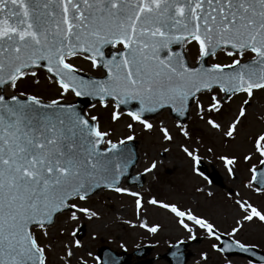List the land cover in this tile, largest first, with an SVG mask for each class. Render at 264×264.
<instances>
[{"label":"snow or ice","instance_id":"6c2138e0","mask_svg":"<svg viewBox=\"0 0 264 264\" xmlns=\"http://www.w3.org/2000/svg\"><path fill=\"white\" fill-rule=\"evenodd\" d=\"M221 56L230 62H219ZM78 61L97 75H86ZM41 73L54 98L17 91L21 84L39 88ZM258 93L264 94V0H0V264H50L57 237L65 239L52 264H88L93 254L82 251L78 231L84 221L100 219L89 202L102 192L131 198L136 222L123 223L150 236L161 225L142 216L149 207L162 211L187 234L170 245L177 251L207 239L221 256L254 255L258 246L238 237L247 225H264V207L230 193L236 217L230 230L221 231L190 206L155 195L145 199V190H132L129 179L154 177L159 167L151 159L132 176L138 131H157L168 145L163 151L171 150L173 132L164 120L152 122L163 113L187 142L176 148L202 175V143L186 123L191 112L223 144L244 135L241 156L216 158L233 179L243 163L242 187L264 195ZM80 99L108 110L112 125L123 120L126 133L114 139V129L103 127L98 115L78 109ZM237 100L221 123L217 118ZM251 120L261 125L255 132L248 131ZM208 261L201 251L196 264ZM256 264H264V256Z\"/></svg>","mask_w":264,"mask_h":264},{"label":"rangeland","instance_id":"374dc122","mask_svg":"<svg viewBox=\"0 0 264 264\" xmlns=\"http://www.w3.org/2000/svg\"><path fill=\"white\" fill-rule=\"evenodd\" d=\"M191 57V56H190ZM192 58V57H191ZM190 58V59H191ZM219 62L228 63L230 58L221 56ZM78 66L84 70V73L91 75H97L90 70L88 64L83 61H78ZM42 85L39 88L31 87L28 84H21L20 90L32 91L38 95H41L45 100L54 98L56 93L53 88L47 85L44 80L43 73H41ZM257 102L264 108V94H257ZM71 100L72 97H67ZM239 101L231 105V108H226L220 117L217 119L221 123H226L227 119L231 116L232 112L237 107ZM87 112L92 115H98L100 117L101 125L103 127L111 126L114 129V139L120 138L122 134L126 133L123 127L124 121L120 124L112 125L109 119V112L105 109H100L99 105L96 108H88ZM190 120L186 121L189 131L193 137H199L202 143L200 148L201 161L206 166L209 172L215 171L220 177L222 187L212 185L201 176H196L190 169V165L182 153L176 148L177 142H185L182 137H179L177 131L173 128V119L168 116L167 113H163L160 116H156L153 119L154 125H158L161 120H164L176 137V140L170 147L169 152H164L163 148L166 145L158 139V132L153 130L151 134L142 133L138 131L136 140V150L139 160L135 167V172H142L146 162L151 159H157L159 167L155 172L154 177L148 175L144 176V184L141 188L145 190V199L149 195H155L158 199H167L170 202H177L184 206H190L196 211L198 215H204L214 224L217 225L221 231L230 230L234 224V218L236 217V210L233 207L232 199H230V193L239 192L241 197L248 199L258 207H264V195L258 196L256 193L251 192L248 189L242 187V182L246 181L247 173L246 168L241 165L236 170V178L229 177L226 170L223 168L222 163L216 158L223 154H236L238 157L242 155L247 147L244 135H238L237 140L223 144L218 134H211L207 130L206 126L198 121L193 113H189ZM261 125L255 120H251L248 131L255 132ZM187 143V142H185ZM212 148L210 153L208 148ZM199 187L201 192H196L195 189ZM141 188L132 187V190H140ZM208 193H211L209 196ZM89 206L93 207L100 214V219L92 222L84 221L81 228L83 230L80 238L84 245L82 251L91 252V257H86L88 264H96L98 261V250L101 247H107L110 250L117 253L119 257L123 253L127 255L132 253L139 247H150L151 251L148 256L137 259L135 257L128 258L127 264H139L146 263L147 260L153 258L155 255H162L166 252L170 244L175 243L177 239H184L187 234L175 225L173 221L166 216L162 211L153 210L149 207L147 213L142 218L151 225L158 223L161 225V231L155 236L148 235L143 229L130 228L124 224L125 219L136 222L133 205L131 198L117 197L115 194L102 192L98 196L93 197L89 202ZM63 219V218H61ZM59 226V222H58ZM96 236V239H91L92 235ZM55 236V231H53ZM199 236V230H197ZM239 239L246 243H255L259 248L264 249V225H260L259 222L247 225L240 233ZM65 239L64 237L56 238V252L50 254V264L55 260L56 253L60 251V241ZM213 241L204 239L199 244H193L189 246V249L193 252V256L188 259L186 264H196L199 259V253L205 251L209 255L208 264H227V260H224L217 253H214L210 249V244ZM125 245V250L120 248V245ZM233 264H247L242 259H231ZM147 264V263H146ZM150 264H168L164 260H156Z\"/></svg>","mask_w":264,"mask_h":264},{"label":"water","instance_id":"95a60500","mask_svg":"<svg viewBox=\"0 0 264 264\" xmlns=\"http://www.w3.org/2000/svg\"><path fill=\"white\" fill-rule=\"evenodd\" d=\"M76 103H77V107L79 110L85 111V109L88 107V103H90V102L85 101L83 99H80V100H77ZM136 146L137 145L135 143V152H136ZM134 167L131 169V174H132ZM201 170H203V169H201ZM132 176H135V175L132 174ZM209 177L211 178V180L216 182V180H214V176H209ZM129 182L132 185H136L137 187H141L143 184V179L140 180L139 182L132 181L131 179H129ZM81 236H82V229H80L78 232V238H80ZM177 247L179 248V251H177V248H175V247H170L168 249L167 253H165L163 256H156L154 259L148 260L147 263L150 264L153 261L158 260V259H166L168 261V263H170V264H184L186 262V260L188 259V257L190 256V253H187V254L184 253V251L186 250V245L177 246ZM149 252H150V249L140 248L136 252H134L133 254L136 257L140 258V257H145L146 255H148ZM173 253H176V255L174 256ZM254 253L255 254L250 256V257L242 256L239 253H225L224 256L229 257V256H233V255H238L241 257H247L248 259H251L254 263H256V261L259 259L260 256H264V253H261L257 250H254ZM127 257L128 256L123 255V257L117 259L116 255L113 252H111L109 249L101 248L99 250V260L101 262L100 264H105V262L109 261V260H115L116 264H126V258ZM143 264H145V263H143Z\"/></svg>","mask_w":264,"mask_h":264}]
</instances>
